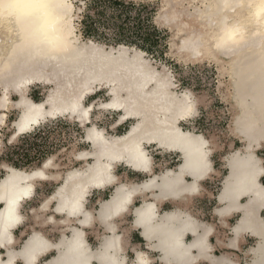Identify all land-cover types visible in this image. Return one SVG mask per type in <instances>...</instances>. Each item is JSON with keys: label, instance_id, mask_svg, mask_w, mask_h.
<instances>
[{"label": "snow or ice", "instance_id": "obj_1", "mask_svg": "<svg viewBox=\"0 0 264 264\" xmlns=\"http://www.w3.org/2000/svg\"><path fill=\"white\" fill-rule=\"evenodd\" d=\"M128 63L135 68L142 62L139 58H130ZM151 80L150 75L144 74L143 82L137 81L138 92L143 93ZM101 83H104L102 79ZM168 89L169 84L165 79L159 82L158 87L149 89V93L164 95ZM129 92L131 89L126 85L121 89H111V92L109 87L93 88L83 94L82 101L77 99L70 108L61 109L71 111L76 121L77 135L81 140L87 141L78 152L92 151L97 157L95 161L89 160L84 165L83 156L77 155L76 159L81 161L77 167H84L85 171L77 173L79 179L75 181L61 180L60 184L51 187L46 183L50 176L64 175L53 170L61 167L59 153L68 150L67 136L62 138L60 132L67 133L69 127L59 121L54 127L45 125L43 132L46 134L47 154L40 158L34 156V167L30 170V176L37 181L36 196L40 198H33L27 205L28 210L34 214L29 217V225L26 227L31 226L39 232L36 221L48 223L54 213H66L69 217H75L77 225L85 227L73 228L67 235L63 234L67 231L65 229H50L51 235L44 240H38L33 232L20 236L24 229L17 227L20 223V217L16 214L19 196H32L33 189L29 187L26 192L17 194L16 177L10 174L12 169L18 167L12 163V155L16 150L13 145L23 146V134L34 123L32 114L38 113L39 108L31 104L25 105L24 117L21 118L19 112L10 113L7 107L0 106V115L4 116L0 121V181H3L0 185V264H156L162 259L166 264H206L208 251L216 247L209 243V233L223 230L225 234L231 235L234 228L240 227L241 215L228 220L227 227L221 226V220L214 221V230L213 227L204 226L206 222L199 225L194 223L192 213L186 217L175 213L177 203L174 198L180 197L185 190L176 182L168 180L166 170L156 172L150 169L145 151L140 149L134 136L144 122L141 117L146 113L133 102L130 95L125 96ZM12 104H16L15 97L12 98ZM179 106L184 111H189L185 101ZM132 117L135 119H131ZM129 120L135 125L134 131L129 133L132 139L123 145H117L114 141L126 139L119 131V126ZM167 140L189 145L192 152L199 154L195 164H192V152L186 149L189 156L187 175L198 178L206 171L201 152L202 141L189 140L175 127ZM121 150L131 156L132 170L127 179L123 178L119 170L114 176L109 170L110 165L101 163L104 158H121L118 155ZM235 157L239 167L234 166L233 179L226 183L223 195L233 201L239 200L240 195H245L246 200L240 201L239 206L246 207L252 202L247 199V193L256 189L259 177L257 195L260 196V201L256 207L260 209V220L264 223V169L259 168L251 155L236 154ZM257 167L259 171L256 170ZM116 177H119L118 182ZM105 185L110 187L105 188L102 193L100 205L96 204L95 199L85 203L89 187L100 189ZM58 189H62L60 199L52 203ZM196 191L194 180L192 192ZM160 201H166L163 208L160 207ZM252 211L255 214L256 208ZM56 219L60 223L66 222L64 216ZM117 225H120L119 231ZM141 232L147 239V244L138 240ZM238 247L239 245H233L227 251L221 250L216 257L217 264H235L231 257L239 255L235 250Z\"/></svg>", "mask_w": 264, "mask_h": 264}, {"label": "bare ground", "instance_id": "obj_2", "mask_svg": "<svg viewBox=\"0 0 264 264\" xmlns=\"http://www.w3.org/2000/svg\"><path fill=\"white\" fill-rule=\"evenodd\" d=\"M187 4L189 8H195V11L190 12V9H185L183 7L185 3L182 5H173L179 13L183 14L180 21L175 25H172L173 35H175L178 30L182 31V35L174 41L176 45H179L180 41L183 39L198 42L205 35L206 24L200 19L205 9H200L195 4H192L190 0ZM186 13L187 15L184 17ZM159 19L161 24L165 22L167 19L166 14L161 13ZM142 54L143 53L138 52L131 54L130 50L124 46H121L118 49L111 48L108 51L102 47H96L94 45L91 47L83 45V55L80 59L74 62L64 63L60 66L39 62H29L22 59L17 62L15 68L10 74L0 79V89L2 91V96L0 95V106L7 107V109H9L11 105L19 110L21 118L24 117L25 105L31 104L33 107H38L39 112L32 114L34 123L29 125L25 132L27 133L50 119H56L59 117L75 119L71 111H61V109L70 108L71 104L77 99L82 101L83 94H87V92L90 91L95 84L109 87L110 92L111 89H121L126 85L131 89V92L125 93V96L130 95L133 102L138 106H141L143 112L146 113V115L141 117L144 122L142 126L135 131L134 136L136 141L139 143L140 149L145 151L146 158L149 160L150 169L156 171L155 160L153 158V154H151L149 150L150 147H156V149L162 150L164 153L170 152L179 155L181 164H179L178 167L175 169L166 168L162 171L166 170L165 174L168 180L176 182L178 186L185 190L180 197L174 198L177 203L175 213L177 215H184L185 217L189 213H192L193 218L195 219L194 223L196 222L199 225L202 223V220L198 215H196L195 211H193L192 206L194 205L195 197L202 196L205 191L202 184L212 180L213 175H217L218 173L213 168L212 161V156L217 148V144L213 138L210 140L204 134L195 133L191 130H184L181 127L182 122L195 118L198 110L196 109L194 112L189 113L188 111H184L179 105L185 101V98L187 97L194 100L198 106L197 100H195V97L191 92L178 94L174 91V85L172 84L170 78L163 73L157 72L148 64V61L143 58ZM130 58L133 60L139 58V61L142 63L138 64L135 68H132L128 63ZM225 64H231V68L226 69L223 65L218 66L220 68V72L223 73L222 75L229 76V87L228 91L227 89L226 91L227 98L232 104L231 130L233 136L243 142V146L231 153L224 160L228 173L225 176L222 184V190L218 196L219 201L224 205L219 209L216 208V214L220 220L225 221L232 215V213H241V228L242 226L245 227L247 224L248 228L247 226L246 228L248 230L250 229L254 235H260L264 239V223L260 220V209L256 207L260 201V196L257 195V193H259V177H257L258 185L256 189L247 193V199L252 202L246 207L239 206L240 201L243 198H246L245 195H240L239 200L237 201L228 199L223 195L226 183L233 179L234 166L239 167L237 157H235L236 154H239L240 156L251 155L252 159L256 162L259 168L263 169L262 159L257 156V150L264 147V119L261 118L259 110L260 103L264 100V56H262L255 46L252 45L235 53L231 60L225 61ZM119 69L127 70L118 71ZM144 74L150 75L152 80L144 88L143 93H140L137 90V81L140 80L143 82ZM101 79L104 81L103 84L101 83ZM165 79L169 84V89L166 94L160 95L149 93V89L158 87L159 82ZM36 84L52 85V88H50L46 98L41 102L32 101L28 95L30 87ZM13 94L17 95L19 98L15 105L12 104L11 97ZM5 97L8 99L5 100ZM50 100L51 103L49 102ZM3 119L4 116L0 115V121ZM131 119H135V117H132ZM129 121L131 122V120ZM126 122L128 121L122 122L121 125ZM15 126L16 125H14V127ZM173 127L178 128L179 131L189 140L202 141L201 152L203 153V159L206 164V171H204V173L198 178L186 174L189 166V156L186 153V149L189 152H192L190 146L179 142H168L167 140V138L171 135ZM134 129L135 125L131 123L127 132L123 134L126 139L114 141V143L117 145L127 143L129 139H132V137L129 136V133H132ZM78 154L83 156L84 165H87L89 160L95 161L97 159L96 155H94L92 151H88L87 153L75 152L73 154L75 160H77L76 157ZM118 155L121 158L111 160L104 158L101 161V163L110 165L109 170L114 176L120 166H125L126 168L132 170L130 154L121 150L118 152ZM198 156V153L192 152L190 158L192 164H195ZM77 161L81 163L80 160ZM58 167L53 171L63 173L64 175L50 176L46 182L61 180H68L70 182L75 181L79 179L77 173H83L85 171L84 167H80L60 172ZM259 168L257 167L256 170L259 171ZM10 174L16 177V184L18 185V188L16 189L17 194L26 192L29 187L33 189L32 196L31 194L19 196V202L16 209V214L20 217V223L17 225V227H19L26 220L25 215L21 212L23 205L35 197V185L37 181L30 176V171L27 170L14 168ZM149 174H151V172ZM121 175L124 179L128 178L125 173ZM188 177H190V180L187 179ZM194 180L197 186L196 192H192ZM116 181H119V177H116ZM2 184L3 181H0V185ZM107 187L110 186L105 185L100 189L89 187L85 196V203H87L88 197L92 195L94 191H104ZM60 191H62V189H58L56 193H54L55 199L51 201L52 203L59 201ZM184 197H187V199L185 200ZM165 202L166 201L159 202L161 208H163ZM101 203L102 200L99 202V205ZM254 207L256 208L255 214H253L252 211ZM50 209L51 204H49V210ZM57 214L59 216H64L66 222H57L54 216H52L48 223L65 226L67 231L77 227H85L82 225L78 226L76 223L77 218L75 217H69L66 213ZM36 215H39V213H36ZM39 226L41 227L42 225ZM204 226L213 227L209 224H205ZM116 227L118 230V225ZM43 231L39 230V232H36L34 229L32 230L33 235L37 236L38 240H44L47 238V235ZM211 233L208 235V241ZM233 233H235V231ZM63 234L67 235L66 233ZM109 235L112 234L109 233ZM261 248L263 249V258L258 261L255 260L256 264H264V244ZM212 249L213 248H211L207 253V261H211L212 264H217V260H214L211 255ZM54 250L55 249H50V251ZM221 259L224 258L222 257ZM159 261L161 264H166V261L163 259Z\"/></svg>", "mask_w": 264, "mask_h": 264}, {"label": "rangeland", "instance_id": "obj_3", "mask_svg": "<svg viewBox=\"0 0 264 264\" xmlns=\"http://www.w3.org/2000/svg\"><path fill=\"white\" fill-rule=\"evenodd\" d=\"M195 5L200 9L204 8L201 4ZM77 7L80 9L78 23L82 33L83 45L87 47L94 45L108 51L111 48L118 49L124 46L130 50L131 54L136 52L143 53V58L148 61L150 66L170 78L174 85V91L178 94L193 93L198 103V113L195 118L182 122L181 127L184 130L204 134L210 140L212 138L215 140L217 148L212 156V161L218 173L213 177L211 184L208 185L211 187V192L217 196L228 173L224 160L242 146L241 142L234 138L235 136H233L231 130L232 104L227 98L229 76L222 75L223 73L220 72L218 65L204 64L196 67L190 66L185 69L176 64L174 60L167 58L165 54L169 51V37L173 33H169L167 28L157 27L158 24H161L159 22L161 14L159 0L157 4L138 2V0H78ZM183 7L190 9V12L195 11V8H189L187 3ZM180 14L181 16L183 15L182 13ZM186 15L187 13L184 17ZM99 87L102 86L93 85V88ZM50 88H52L51 84H36L30 87L28 95L32 101L41 102L46 98ZM0 95L2 96L1 89ZM13 97L16 98V101L19 99L17 95L13 94L11 98ZM13 108L10 105L8 109L10 113L19 112V110ZM57 121L69 127L67 133L60 132L62 138L67 136L66 142L69 147L67 152L61 151L59 153V164L61 167H58V170L64 172L72 168H80L77 165L81 163L74 159L73 154L78 152L83 143L87 142L81 140L77 135L75 119L59 117L43 122L31 131L24 133L23 146L19 144L13 145L16 150L12 155V163L18 166L17 169L30 171L34 167L33 157L40 158L47 154L46 134L43 129L45 125L54 127ZM131 123L128 121L119 126V131L122 135L127 132ZM112 131L114 133L115 129ZM0 143H2V139H0ZM149 150L153 154L157 172H161L166 168L174 169L179 163V155L176 153H164L162 150L156 149V147H150ZM257 153L264 158V148ZM8 166L11 167L12 165ZM119 171L120 173L128 172L129 176V171L131 170L121 166ZM59 182L61 183V181H49L46 183L51 187L60 184ZM102 193L101 191H94L93 197L90 199L97 201L101 198ZM34 198L39 199L40 197L35 196ZM32 200L27 201L21 211L27 218L29 215L27 205ZM218 206V203L213 198H199L195 203L196 215L205 222L213 223L219 220L213 214L214 208ZM40 223L39 220L36 221V227L41 231L44 230L43 232L47 236L51 235V227L48 228ZM26 224L29 225V222ZM39 225L45 226V229ZM30 229V232H32L33 228ZM218 235L224 238L228 236L223 230H220ZM138 240L142 243L144 242L142 239L138 238Z\"/></svg>", "mask_w": 264, "mask_h": 264}, {"label": "clouds", "instance_id": "obj_4", "mask_svg": "<svg viewBox=\"0 0 264 264\" xmlns=\"http://www.w3.org/2000/svg\"><path fill=\"white\" fill-rule=\"evenodd\" d=\"M157 4L158 0H138ZM189 0H159V10L167 19L158 28L178 23L181 14L173 5ZM205 11L200 19L206 24L205 35L198 42L188 39L176 45L182 35H170L165 54L185 69L204 64L223 65L238 51L254 45L264 56V0H190ZM78 0H0V79L10 74L18 61L39 62L55 66L74 62L83 55L79 27ZM155 22V21H154ZM91 43V42H89ZM127 69H119L125 71ZM189 113L197 109L194 100L185 98ZM259 110L264 119V100Z\"/></svg>", "mask_w": 264, "mask_h": 264}, {"label": "crops", "instance_id": "obj_5", "mask_svg": "<svg viewBox=\"0 0 264 264\" xmlns=\"http://www.w3.org/2000/svg\"><path fill=\"white\" fill-rule=\"evenodd\" d=\"M235 138V137H234ZM235 139H237V138H235ZM237 140H239V139H237ZM240 141V140H239ZM241 142V144H242V146H243V142L242 141H240ZM235 145V144H234ZM241 146V147H242ZM235 147V146H234ZM240 147V148H241ZM262 148H264V147H262ZM262 148H260V149H262ZM259 149V150H260ZM259 150H257V152L259 151ZM236 151V150H235ZM257 156L259 157V158H261L262 159V167H263V169H264V158H262V157H260L259 155H258V153H257ZM179 164H181V159H180V157H179V163H178V165L176 166V167H178L179 166ZM121 167V166H120ZM213 168L216 170V168H215V164H214V162H213ZM175 169V168H174ZM227 169V168H226ZM217 171V170H216ZM218 172V171H217ZM227 172H228V170H227ZM125 173V175L126 176H128V172H124ZM124 173H121V174H124ZM216 175V174H215ZM215 175H213V177L215 176ZM212 177V178H213ZM188 180H190V177H188L187 178ZM209 181H212V180H209ZM209 181H207V182H209ZM203 185V189L205 190L204 192H203V195L202 196H200V197H195V199H194V207L192 206V208H193V211H195V203H196V201L199 199V198H203V197H209V198H213V199H215L216 200V202L218 203V207H217V209H219L221 206H223L224 204L222 203V202H220L219 201V198H218V196H219V194L216 196L214 193H212L211 192V190H210V188H207V187H205L204 186V183L202 184ZM221 190H222V187H221ZM221 190L219 191V193L221 192ZM101 192H104V191H101ZM93 194V193H92ZM35 196H36V193H35ZM93 197V195H90L89 197H88V200H91L90 198H92ZM217 198H218V200H217ZM246 200V198H243L241 201H245ZM101 201V198H99L97 201H96V204L97 205H99V202ZM166 203V202H165ZM216 207L214 208V210H213V214L215 215V216H217V218H219L218 217V215L216 214ZM51 210V209H50ZM262 211H264V209H262ZM195 213H196V211H195ZM23 214V213H22ZM24 215V214H23ZM33 215V213H32V211H30L29 210V215H28V218L26 217V215H25V217H26V220L24 221V223L22 224V225H20L19 226V228H24V230L20 233V236L21 237H23V236H25L28 232H30L31 231V229L30 228H32L31 226L30 227H26V225H28V224H26L27 222H29V217L30 216H32ZM237 215H241V213H238V212H234V213H232V215L231 216H229L225 221H222L223 223H222V227H227V221L228 220H232L233 219V217H235V216H237ZM54 218L56 219L57 217H59V215L57 214V213H54ZM57 220V219H56ZM219 220H220V218H219ZM42 224H46L45 226L46 227H51V229L52 230H59V229H65L66 230V227L65 226H62V225H60V224H55V223H43L42 221H40ZM202 222H205V221H203L202 220ZM241 223H242V221L241 222H239V225H241ZM257 223V222H256ZM206 224H209V225H212L213 226V229L215 230V226H214V224L213 223H209V222H206ZM244 225V224H243ZM257 225H258V223H257ZM256 225V226H257ZM246 226H247V224H246ZM246 226L245 227H243L242 226V228H241V226L239 227V230H238V228H234L233 229V231H232V233L235 231V233H231V235H228L227 237H221V236H219L218 235V232L219 231H213L212 233H211V235H210V238H209V243L211 244V245H216V247H212L213 249H212V251H211V255H212V257H213V259L214 260H216V257H218L219 255H220V252H221V250H225V251H227L228 249H230V248H232V246L233 245H239V247L238 248H236L235 250L236 251H238L239 252V255L238 256H235V257H231V259H234L235 260V264H256L255 262L256 261H258L259 259H262L263 258V256H262V251H263V249L261 248L262 246H263V244H264V239L260 236V235H254L252 232H251V230L249 229H247L248 228V226H247V228H246ZM258 227H259V225H258ZM44 229H45V227H43ZM119 228H120V225H118V231H119ZM238 231H240V232H238ZM67 232L68 231H65L64 233H66L67 234ZM242 232V233H241ZM241 233V234H240ZM234 235V236H233ZM139 239H142L144 242V244H147L148 242H146L147 240L143 237V235H142V233H141V235L138 237ZM258 245H257V244ZM263 243V244H262ZM262 244V245H261ZM261 245V246H260ZM137 247H139V245H137ZM254 250V251H253ZM256 252V253H255ZM256 257V258H255ZM261 257V258H260ZM222 258V257H221ZM256 260V261H255ZM253 261V262H252ZM206 263H208V264H212V262L211 261H206ZM156 264H161L160 263V261H157L156 262Z\"/></svg>", "mask_w": 264, "mask_h": 264}, {"label": "flooded vegetation", "instance_id": "obj_6", "mask_svg": "<svg viewBox=\"0 0 264 264\" xmlns=\"http://www.w3.org/2000/svg\"><path fill=\"white\" fill-rule=\"evenodd\" d=\"M208 184H211V181H209V182L205 183V184H204V186H205V187H207V188H210V189H211V187H209V185H208Z\"/></svg>", "mask_w": 264, "mask_h": 264}]
</instances>
